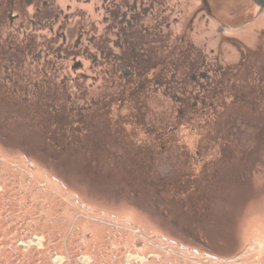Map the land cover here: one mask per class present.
I'll return each mask as SVG.
<instances>
[{
	"label": "rangeland",
	"instance_id": "rangeland-1",
	"mask_svg": "<svg viewBox=\"0 0 264 264\" xmlns=\"http://www.w3.org/2000/svg\"><path fill=\"white\" fill-rule=\"evenodd\" d=\"M243 45L256 73L224 79L232 97L209 99L221 107L204 121L175 115L174 147L156 157L142 137L132 159L51 160L40 125L0 111V264H264V44ZM238 47L222 46L223 77L244 62ZM203 123L200 157L191 128Z\"/></svg>",
	"mask_w": 264,
	"mask_h": 264
},
{
	"label": "flooded vegetation",
	"instance_id": "flooded-vegetation-1",
	"mask_svg": "<svg viewBox=\"0 0 264 264\" xmlns=\"http://www.w3.org/2000/svg\"><path fill=\"white\" fill-rule=\"evenodd\" d=\"M259 1L0 0V111L40 125L41 155L51 160L132 159L142 137L151 158L165 154L179 131L170 124L175 115L187 127L195 117L204 121L221 107L209 99L232 97L220 88L224 79L256 73L243 44H264L253 40L264 35ZM224 44H240L244 60L229 77ZM255 80L264 86L263 73ZM191 130L202 157L205 124ZM100 144L122 155H94Z\"/></svg>",
	"mask_w": 264,
	"mask_h": 264
},
{
	"label": "water",
	"instance_id": "water-1",
	"mask_svg": "<svg viewBox=\"0 0 264 264\" xmlns=\"http://www.w3.org/2000/svg\"><path fill=\"white\" fill-rule=\"evenodd\" d=\"M259 4L264 8V0L259 1Z\"/></svg>",
	"mask_w": 264,
	"mask_h": 264
},
{
	"label": "bare ground",
	"instance_id": "bare-ground-1",
	"mask_svg": "<svg viewBox=\"0 0 264 264\" xmlns=\"http://www.w3.org/2000/svg\"><path fill=\"white\" fill-rule=\"evenodd\" d=\"M59 260H61V258H59Z\"/></svg>",
	"mask_w": 264,
	"mask_h": 264
}]
</instances>
